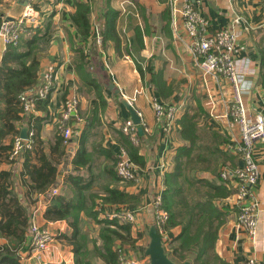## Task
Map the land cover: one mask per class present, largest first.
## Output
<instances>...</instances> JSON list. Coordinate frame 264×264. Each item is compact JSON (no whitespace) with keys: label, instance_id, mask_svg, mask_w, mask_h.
Wrapping results in <instances>:
<instances>
[{"label":"crops","instance_id":"crops-1","mask_svg":"<svg viewBox=\"0 0 264 264\" xmlns=\"http://www.w3.org/2000/svg\"><path fill=\"white\" fill-rule=\"evenodd\" d=\"M33 1L50 12L40 27L22 36L39 37L36 41L39 72L53 63L55 78L47 97L37 100L29 112L18 111L17 119L2 116L5 104L0 100V146L9 144L13 132L20 134L23 129L26 131L23 138L31 142L12 159L1 149L0 171H12L9 180L13 191L22 203H29L30 210L39 206L38 222L51 229L55 240L38 257L28 249L19 250L20 263L74 264L75 254L67 237L71 233L70 222L75 219L56 217L55 210L60 208L76 211V221L98 242H101L99 226L104 220L130 223L127 232L118 228L120 236L114 239V245L127 255L148 260L145 248L152 216L149 203L155 194L161 195L163 176L173 169L179 148L190 144L189 138L181 136V129L183 118L192 116L197 122V135L190 134L192 154H200L201 158L185 172L209 181L206 189L221 190L213 198L214 205L224 213L214 252L226 264H242L248 255L264 264V140L255 145L259 178L254 189L259 218L256 236L251 240L245 232L233 227L238 211L233 202L234 182L222 179L218 173L224 166L241 163L228 146L238 134L231 117L225 115L232 99L231 84L223 75L203 73L187 48L189 38L181 17L173 18L168 0ZM191 1L207 20V31L227 28L235 32L234 57L245 107L250 117L264 111V0ZM79 2L87 6L86 40L73 18ZM22 7L17 0H0V16L14 17ZM79 48L83 49V60ZM5 49L0 44V60ZM71 95L77 97L79 117L71 123V136L64 143L58 130L59 110ZM124 98L132 101L131 106L141 119V131L135 124L137 142H132L121 129L122 122L130 118L122 102ZM152 98L178 107L174 124L168 130L155 117ZM214 133L221 139L214 137ZM121 149L127 151L134 163L135 179L121 180L117 175L116 162ZM54 165L55 180L51 179L48 192L36 191L33 184L37 172L47 173ZM52 187L57 189L54 195L50 194ZM112 190H119L132 200L126 203L105 200ZM54 196L62 198V207L48 212ZM122 207L137 209L133 222L106 217L111 210ZM180 232V224L169 223L159 232L165 251L176 262L172 248ZM3 241L0 239V243Z\"/></svg>","mask_w":264,"mask_h":264},{"label":"built area","instance_id":"built-area-1","mask_svg":"<svg viewBox=\"0 0 264 264\" xmlns=\"http://www.w3.org/2000/svg\"><path fill=\"white\" fill-rule=\"evenodd\" d=\"M60 0H51V2ZM172 16L181 17L182 25L189 40L187 48L197 60L205 75L217 77L225 76L232 87V99L225 115L230 116L238 130L237 137L229 143L232 150L241 160L234 166H224L220 169L219 176L224 180L234 182V200L238 211L235 216L233 227L236 231H243L254 240L257 233L259 218V201L255 193V185L259 178V164L255 158V145L264 140V111L256 112L249 116L242 98V82L236 67L234 46L236 34L233 30L219 28L207 31V20L201 15L199 9L191 0H168ZM49 10L42 9L35 1L28 0L23 5L20 13L12 18H3L0 23V44L3 48L16 44L23 34L35 31L43 22ZM55 65L47 64L39 72L38 81L26 86L17 96L21 110L29 112L39 99L46 98L53 86L55 78ZM128 100V99H127ZM128 102L132 104L129 99ZM151 106L155 117L163 122L168 130L175 121L178 107L173 104H164L156 98H152ZM77 97L68 96L59 110V127L61 139L66 143L72 133L71 123L78 119ZM121 129L132 142H137V129L130 118H126ZM30 140L24 139L19 133L14 135L10 156L18 155L23 147L30 146ZM116 171L121 180L135 179L137 174L134 163L129 158L127 151L121 149L116 162ZM57 192L56 187L51 188L50 194ZM153 210V218L159 232H162L168 219V213L162 207L161 195L155 194L150 201ZM39 206H32L28 221V246L27 249L35 256L49 249L55 240L51 229L38 222ZM137 209L125 207L117 208L107 214L109 218L127 220L133 222L136 219ZM121 264H148V260L132 255H127L120 248L117 249ZM242 264H260L254 255H248Z\"/></svg>","mask_w":264,"mask_h":264},{"label":"trees","instance_id":"trees-1","mask_svg":"<svg viewBox=\"0 0 264 264\" xmlns=\"http://www.w3.org/2000/svg\"><path fill=\"white\" fill-rule=\"evenodd\" d=\"M87 6L77 3V13L74 20L80 29L82 39L88 37ZM0 16V23H1ZM28 35V34H26ZM38 36H21L16 44H11L4 50L0 60V100L5 104V111L2 116L7 114L13 119L19 118L18 111H21L18 94L28 85L38 81L39 60L36 57ZM80 58L83 60V49H78ZM183 127L181 136L190 139L189 145L179 148L175 156L174 167L163 176V186L161 190V203L169 213V224H180L181 232L175 238L177 244L172 248L175 260L181 263L185 259L191 260L192 264H226L214 252V242L218 227L224 221V213L214 205L213 198L221 190L213 192L205 187L210 184L204 178L189 175L185 170L200 159V154L193 155V138L190 134L197 135L196 120L192 116H185L182 120ZM14 135L19 131H14ZM13 135V137H14ZM218 140V134H213ZM13 137L7 145H1L0 151L6 150L7 157L10 156ZM186 155V157H183ZM131 156L138 160L135 153ZM12 161V160H10ZM139 163H142L140 161ZM57 167L54 165L48 168L47 173L37 172L33 188L36 191L47 193V187L51 179L55 180ZM9 170L0 171V264H21L17 252L27 249L28 246V221L29 203L24 204L20 196L13 191L12 183L9 180ZM219 177V176H218ZM53 188V187H52ZM194 189V195L190 191ZM51 190V189H50ZM188 190V192H187ZM190 191V192H189ZM130 196L119 191L112 190L105 200L111 202H130ZM61 197L51 198V207L48 212L54 210L56 206L62 207ZM30 200V204L33 203ZM152 211V208H151ZM76 211H66L63 208L55 210L58 218L66 217L71 220V233L67 240L73 247L74 264H121L118 258L117 249L114 248V239L120 236L118 228L128 231L130 223H119L113 220H104L100 225L98 242L96 238L88 237L87 233L81 229L76 221ZM191 256V258H189Z\"/></svg>","mask_w":264,"mask_h":264},{"label":"water","instance_id":"water-1","mask_svg":"<svg viewBox=\"0 0 264 264\" xmlns=\"http://www.w3.org/2000/svg\"><path fill=\"white\" fill-rule=\"evenodd\" d=\"M17 2L21 5H24L28 2V0H17ZM12 18V17H6ZM123 104L130 112V118L133 123L138 125V130L141 131V126L139 125L141 122L140 116L137 111L131 106L127 99H122ZM22 137H26V131L23 129L20 133ZM153 215L151 216V220L149 221L148 227V236L149 241L145 248V254L148 256V264H191L189 259H185L181 263H178L171 259L167 252L165 251V247L162 242L161 235L157 229V226L154 223Z\"/></svg>","mask_w":264,"mask_h":264},{"label":"rangeland","instance_id":"rangeland-1","mask_svg":"<svg viewBox=\"0 0 264 264\" xmlns=\"http://www.w3.org/2000/svg\"><path fill=\"white\" fill-rule=\"evenodd\" d=\"M59 133H60V127H59ZM220 172V170L218 171V173ZM118 175V174H117ZM120 178V177H119ZM190 191L192 192V195H194L195 193H194V189L193 188H190ZM189 191V192H190ZM187 192H188V190H187ZM152 208V207H151ZM117 209V208H116ZM115 209H113V210H111L110 212H112V211H114ZM167 211V210H166ZM110 212H108V213H110ZM107 213V214H108ZM167 213H168V211H167ZM107 214H105L106 215V217L107 218H109L108 216H107ZM152 215H153V210H152ZM118 221H121V222H129V221H127V220H125V221H123V220H118ZM168 221H169V213H168V219L166 220V222H165V224L163 225V226H165L167 223H168ZM155 223V222H154ZM222 224V223H221ZM155 225H156V223H155ZM81 226V229L85 232V228H84V225L83 224H81L80 225ZM100 227V226H99ZM144 232H145V230H144ZM88 236V235H87ZM89 237V236H88ZM115 243V242H114ZM114 248L116 249H118V248H120L119 246H117V245H114ZM26 249V248H25ZM140 253H141V250H140ZM189 258H191V256H189Z\"/></svg>","mask_w":264,"mask_h":264}]
</instances>
